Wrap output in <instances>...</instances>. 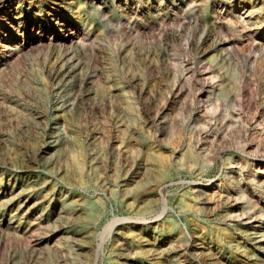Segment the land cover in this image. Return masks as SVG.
Listing matches in <instances>:
<instances>
[{"label":"rangeland","instance_id":"1","mask_svg":"<svg viewBox=\"0 0 264 264\" xmlns=\"http://www.w3.org/2000/svg\"><path fill=\"white\" fill-rule=\"evenodd\" d=\"M0 264H264V0H0Z\"/></svg>","mask_w":264,"mask_h":264}]
</instances>
